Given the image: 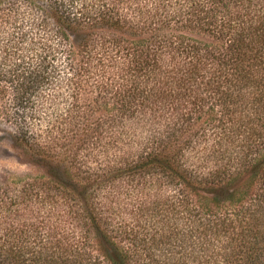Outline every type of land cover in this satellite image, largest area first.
<instances>
[{"label": "trees", "instance_id": "obj_1", "mask_svg": "<svg viewBox=\"0 0 264 264\" xmlns=\"http://www.w3.org/2000/svg\"><path fill=\"white\" fill-rule=\"evenodd\" d=\"M0 264H264V0H0Z\"/></svg>", "mask_w": 264, "mask_h": 264}, {"label": "rangeland", "instance_id": "obj_2", "mask_svg": "<svg viewBox=\"0 0 264 264\" xmlns=\"http://www.w3.org/2000/svg\"><path fill=\"white\" fill-rule=\"evenodd\" d=\"M9 134L3 129L0 130V179L9 173L18 175L38 173L36 167L26 162Z\"/></svg>", "mask_w": 264, "mask_h": 264}]
</instances>
